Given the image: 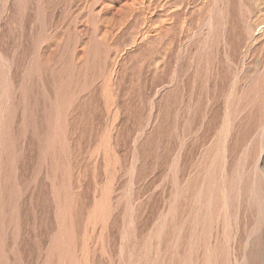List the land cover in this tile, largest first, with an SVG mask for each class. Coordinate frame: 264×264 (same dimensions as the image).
Listing matches in <instances>:
<instances>
[{"label":"rangeland","instance_id":"1","mask_svg":"<svg viewBox=\"0 0 264 264\" xmlns=\"http://www.w3.org/2000/svg\"><path fill=\"white\" fill-rule=\"evenodd\" d=\"M0 264H264V0H0Z\"/></svg>","mask_w":264,"mask_h":264}]
</instances>
